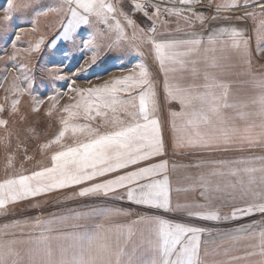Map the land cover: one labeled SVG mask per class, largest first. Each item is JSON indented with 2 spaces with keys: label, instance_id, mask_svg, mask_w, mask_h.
Masks as SVG:
<instances>
[{
  "label": "snow or ice",
  "instance_id": "1",
  "mask_svg": "<svg viewBox=\"0 0 264 264\" xmlns=\"http://www.w3.org/2000/svg\"><path fill=\"white\" fill-rule=\"evenodd\" d=\"M5 2L0 29L13 30L7 62L19 74L9 79L6 67L0 75V214L54 192L105 207L0 225V264H264V0ZM21 14L33 17L32 27L16 31ZM29 32L39 36L20 63L17 42ZM35 53H50L47 79L32 71ZM70 60L79 66L65 75ZM105 60L127 66L77 86ZM161 85L164 100L179 105L167 143ZM53 118L56 133L41 139L40 121ZM169 149L197 158L170 163ZM229 152L239 155H216ZM178 167L183 184L174 185ZM174 193L184 202L174 205ZM124 203L175 211L183 222ZM194 222L236 226L212 231Z\"/></svg>",
  "mask_w": 264,
  "mask_h": 264
},
{
  "label": "rangeland",
  "instance_id": "2",
  "mask_svg": "<svg viewBox=\"0 0 264 264\" xmlns=\"http://www.w3.org/2000/svg\"><path fill=\"white\" fill-rule=\"evenodd\" d=\"M0 5L6 6L5 0H0ZM2 11V9H0ZM238 15V13L236 14ZM30 15L27 14H21L20 19L16 21V23L19 25V28L16 29V31H19L20 29H30L32 25L29 23V20L32 19ZM48 23V21L44 18H41V30H44V25ZM232 23H236V21H232ZM12 29H0V75L5 73V68L7 67L8 69V76L9 79H11V76L13 74H19L16 72L15 68L13 67L12 64H9L7 62V58L12 55L14 49L11 47V41L15 39L14 35H11ZM55 35L54 32L48 33L47 35V40H51L52 36ZM39 33H27L21 34V39L19 42H17V48L20 49V54L18 55L17 59L20 63H28V56L23 52V49L28 47V42L30 40H34L38 38ZM46 40V43H47ZM71 47V46H69ZM73 52H75V49H73ZM75 55L79 58V60L87 59L88 57L79 53L75 52ZM50 53L44 54L43 56L40 53H35L31 57V65H32V71L36 74L37 80H40L41 78L47 79L49 71L51 70V65L47 63L49 59ZM66 64H68L67 67L64 68L63 74L67 75L68 71L74 70L75 67L79 66V61L78 60H70L66 61ZM115 64V65H114ZM125 64V65H124ZM116 66L117 67H126L127 62H122V61H111V60H105L101 61L100 63L94 65L92 68L89 69L87 73H83L80 76V80H77L76 84L77 86H88L86 83H84V79H90L92 83H101L102 80L94 79L96 76H103V79H109L110 76L106 75L108 72H115L119 74H112L111 75H120L121 73L119 71H113ZM114 68V69H113ZM49 83H52L51 80L48 81ZM64 81H56L55 82V87L58 88L61 91H66V89L62 88L61 85H63ZM42 90V89H41ZM4 93L3 90L0 89V97H3ZM68 97L65 96L60 103L63 104L67 102ZM26 106V105H25ZM34 120L36 118H33ZM49 124H51V127H49ZM39 129L42 132L41 139H44L45 137L52 138L54 134L56 133L58 129V124L56 123L55 118L51 121L47 120H41L39 123ZM255 154L259 155L262 154L261 149H255L253 150ZM30 154L35 155L36 159H40L41 157L39 154L36 152L35 147L32 148V151ZM217 156H237L239 153H234V152H229V153H217ZM183 159V162H189V160H194L197 158V154L185 156L183 155L181 157ZM25 167H31V164H26ZM3 174V163H2V154H0V175ZM225 211H229L228 209H225ZM178 216V215H177ZM254 219L258 220L259 216L253 217ZM252 219V218H251ZM198 224H202L203 226L210 227L215 222H194ZM217 225V224H216ZM219 226V225H217Z\"/></svg>",
  "mask_w": 264,
  "mask_h": 264
},
{
  "label": "crops",
  "instance_id": "3",
  "mask_svg": "<svg viewBox=\"0 0 264 264\" xmlns=\"http://www.w3.org/2000/svg\"><path fill=\"white\" fill-rule=\"evenodd\" d=\"M149 63L151 64L150 59H149ZM114 68H116V66ZM112 74H119V73L112 72ZM159 79L162 81V76H160ZM159 95H160V100H161L159 118L161 121L162 131L164 133V137L167 143V142H170L171 137H172L170 113L173 110H179V105L178 103L168 102L167 100H164L162 85L160 86ZM184 155L188 156L187 153H185ZM181 157L182 156L180 154L178 153L173 154L172 150L169 149L168 155L165 158L168 159L170 163L175 162L177 165L187 164V162H183V159ZM184 175H185L184 169L178 167L177 170L173 173V177H172L174 185L176 184L177 181H180L181 184H183ZM177 202L183 203L184 201L183 200L178 201L174 193L173 194V204L175 205ZM119 206H122L126 209L131 207L132 211L139 212L142 215L158 214L166 219H175L178 222H183V221H180L181 214L175 211L165 212L164 210H159V209L149 210L143 206H135V205L130 206L127 203H124ZM104 207H105V204L103 201L95 200L94 198H77L73 200H66L64 199V194L62 192H54V193H49L46 195H41L35 198H31L29 200L20 201L15 205H10L9 212L7 215L0 214V225L4 223H8L13 219L24 220V219H30L36 216L49 217L53 214L71 215L74 213H89L90 214L94 209H101ZM252 219L254 218L252 217ZM93 221L99 222V220L95 218H93ZM117 222H123V221L118 220ZM242 222L247 223V222H251V220L242 221ZM217 225L213 224L212 226H210L212 231H224L226 229H230L236 226L234 223L217 224ZM195 226H203V225L195 223ZM203 227H206V226H203Z\"/></svg>",
  "mask_w": 264,
  "mask_h": 264
}]
</instances>
